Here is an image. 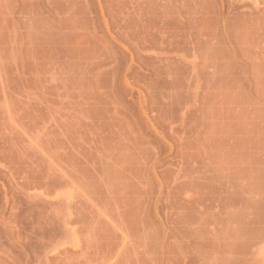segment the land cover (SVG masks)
I'll list each match as a JSON object with an SVG mask.
<instances>
[{
  "label": "rangeland",
  "instance_id": "374dc122",
  "mask_svg": "<svg viewBox=\"0 0 264 264\" xmlns=\"http://www.w3.org/2000/svg\"><path fill=\"white\" fill-rule=\"evenodd\" d=\"M0 152L2 264H264V0H0Z\"/></svg>",
  "mask_w": 264,
  "mask_h": 264
},
{
  "label": "bare ground",
  "instance_id": "6f19581e",
  "mask_svg": "<svg viewBox=\"0 0 264 264\" xmlns=\"http://www.w3.org/2000/svg\"><path fill=\"white\" fill-rule=\"evenodd\" d=\"M181 107H182V106H181ZM0 153H1V152H0ZM1 154H2V153H1ZM4 157H5L4 154H3V157H2V155H0V173H1V170H2V169H3V172H5L4 169H7V174H8L13 180H15V178L17 177V176L14 177V175H15V174H14V173H15V171H14L15 168H13L14 170H11L10 168H11L12 166L8 168V165L6 166V165H4L5 163H1V160L4 161V159H5ZM6 157H7V156H6ZM3 158H4V159H3ZM6 160H7V158H6ZM5 162H6V161H5ZM7 163H8V162H7ZM5 166H6V168H5ZM16 168H17V167H16ZM17 169H18V168H17ZM13 171H14V172H13ZM17 171H18V170H17ZM20 172H21V171H20ZM1 175H2V174H0V176H1ZM3 175H6V174L3 173ZM3 175H2V176H3ZM36 175H37V174H36ZM37 176H38V175H37ZM18 177H19V176H18ZM32 177H33V176H32ZM32 177H31V179L29 178V181H25V182H24V181L21 180V181H22V184H21V185L18 184L19 182L17 183V182L14 181V182H15V183H14V184H15V188H14V187H13V188L16 189V190H18L19 192H21V193H23V194H26V196L29 195V194L31 193V192H26V191H28L29 188H31V189H32V188H33V189H35V188H37V189H38V188H43V190H42V189H39V190H41V191H39V192H37V193H36V191H35V193H34V192L31 193L33 196H31V195H29L30 197L27 196V197L30 198V199H33L35 196H36L35 198L39 197V199L41 198V201H42V197L44 196V194H48V195H50V194H54V195H55V194H56L57 196L54 197V198H57V197H59V196L62 197V196L67 195V194L65 193L67 190L64 188V186H65L66 183L63 184V183H62L63 181H62L61 183H60V181H58V182H51V183H50V182H48V181H50L49 179L46 181L45 178H42V177H45V176H42V177H40V178H39V176H38V177H34V178H32ZM46 177H47V176H46ZM22 178H23V177H22ZM35 178H36V179H35ZM37 178H39V179H37ZM47 178H48V177H47ZM47 178H46V179H47ZM0 179H1V178H0ZM24 179H25V178H24ZM8 180H9V179H8ZM6 181H7V180H6ZM9 181H10V180H9ZM52 181H53V180H52ZM11 182H13V181H11ZM66 182H67V181H66ZM8 183H9V182H8ZM14 184H13V185H14ZM68 184H69V183H68ZM1 185H2V184H1ZM13 185H12V186H13ZM66 187H67V186H66ZM11 188H12V187H11ZM62 188H64L66 191H65V192H64V191H63V192H60V190H62ZM3 189H4V188H3ZM5 189H6V188H5ZM14 189H13V190H14ZM37 189H36V190H37ZM6 191H7V190H6ZM18 191H17V192H18ZM4 193H5V192H4ZM14 193H16V192H14ZM21 193H20V194H21ZM18 194H19V193H18ZM39 194H40V196H42V197L38 196ZM15 197H16V196H15ZM15 197H14V198H15ZM31 197H33V198H31ZM46 197H47V195H46ZM61 197H60V198H61ZM66 198H67V199H66ZM68 198H69L68 196H67V197L65 196L64 199H66V200L68 201ZM43 199H45V198L43 197ZM62 199H63V198H62ZM62 199H61V200H62ZM69 200H70V199H69ZM46 201H47V200H46ZM46 201L43 200L42 202L45 203V204H48L49 206L52 205V206H51V209H52V207H53V209H55V210H56L57 208L60 210V208H59V207H61L60 205H58V204H55V205H54V204H51V202L47 203ZM64 201H65V200H64ZM67 201H65V202H67ZM55 203H56V202H55ZM59 203H61V202H59ZM50 204H51V205H50ZM68 204H69V203H68ZM43 205H44V204H43ZM63 206H64V205H63ZM63 206H62V207H63ZM0 207H1V206H0ZM1 208H2V207H1ZM53 209H52V211H54ZM58 209H57V211H58ZM65 209H66V208H65ZM57 211H56V212H57ZM62 211H63V210H62ZM62 211H61V212H62ZM56 212H55V213H56ZM64 212H65V211H64ZM57 213H58V212H57ZM1 214H2V213H1ZM61 215H62V214H61ZM61 215H60V216H61ZM0 217H1V215H0ZM56 218H57V217H56ZM59 218H60V217H59ZM61 218H62V217H61ZM0 219H1V218H0ZM64 219H65V218H64ZM64 219H61V220L63 221ZM51 221H52V220H51ZM51 221H49V223H50ZM59 222H60V221H59ZM63 222H64V221H63ZM1 223H2V221L0 220V238L2 237L1 239L4 240L3 236L5 235V232L3 231V228H2L3 226L1 225ZM49 223L47 224V222H46L47 225H49L50 227H53V226L51 225V223H50V224H49ZM44 224H45V222H44ZM46 224H45V225H46ZM64 224H65V222H64ZM39 225H40V224H39ZM41 225H42V224H41ZM41 225H40V226H41ZM45 225H44V226H45ZM47 225H46V226H47ZM64 226H65V225H64ZM50 227H49V228H50ZM65 227H66V226H65ZM38 228H40V227H38ZM53 228H54V227H53ZM53 228H52L51 230H53ZM38 230H39V231H38ZM38 230H37L38 232H37V231H35V232L32 231V232H31V234L33 233L32 235H34V236H30V239H32L31 237H34V239L36 238V239H38V240H39V239H41V240L43 239V240H44V239L47 238V236H48L47 234H48V233L44 231L45 229H44L43 227H42V229L40 228V229H38ZM49 230H50V229H49ZM2 231H3V233H4L3 236H2ZM68 231H69V230H67V232H68ZM71 232H72V231H71ZM71 232H68V233H71ZM68 235H69V234H68ZM5 236H6V235H5ZM5 236H4V237H5ZM73 237H74V236H73ZM5 238H6V237H5ZM1 239H0V240H1ZM76 240H77V238H76ZM2 242H3V241H2ZM77 242H78V241H77ZM0 243H1V241H0ZM70 243H71V242H70ZM2 245H3V244H2ZM4 245H5V244H4ZM2 247H3V246H2ZM2 247H1V244H0V252L3 251V250L1 249ZM8 249H9V248H8ZM52 250H53V248H52ZM3 252H4V251H3ZM3 252H2V253H3ZM0 254H1V253H0ZM3 256H4L3 254H2V256H0V259H1V260H2ZM4 257H5V256H4ZM11 259H13V258L11 257ZM1 260H0V264H2ZM14 260H15V259H14ZM3 261H5V259H4ZM7 262L9 263V261H7ZM105 262H106V261H105ZM11 263H15V262L12 261ZM11 263H9V264H11ZM101 263H102V262H101ZM103 263H104V261H103ZM104 264H105V263H104Z\"/></svg>",
  "mask_w": 264,
  "mask_h": 264
},
{
  "label": "snow or ice",
  "instance_id": "6c2138e0",
  "mask_svg": "<svg viewBox=\"0 0 264 264\" xmlns=\"http://www.w3.org/2000/svg\"><path fill=\"white\" fill-rule=\"evenodd\" d=\"M261 255L264 256V249L261 250Z\"/></svg>",
  "mask_w": 264,
  "mask_h": 264
}]
</instances>
